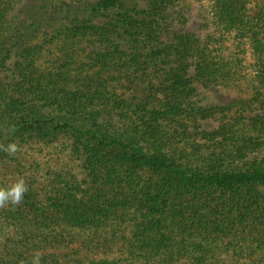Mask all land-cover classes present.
<instances>
[{"label":"trees","instance_id":"obj_1","mask_svg":"<svg viewBox=\"0 0 264 264\" xmlns=\"http://www.w3.org/2000/svg\"><path fill=\"white\" fill-rule=\"evenodd\" d=\"M61 135L85 180L2 208L0 264H264V0H0V144Z\"/></svg>","mask_w":264,"mask_h":264},{"label":"rangeland","instance_id":"obj_2","mask_svg":"<svg viewBox=\"0 0 264 264\" xmlns=\"http://www.w3.org/2000/svg\"><path fill=\"white\" fill-rule=\"evenodd\" d=\"M247 70L246 79L221 87L220 94L236 103L249 102L255 95L254 90L258 83L256 72L249 70L248 66ZM72 146L73 139L68 135L58 136L54 142L20 145V150L15 155H9L6 161L0 164V187H10L23 178L29 187L25 194H30L33 198L31 203L49 206L54 196L49 188L51 184L56 185L61 180L60 177L77 182L85 180L83 162L73 154ZM23 201L24 199L14 210L12 205L4 208L13 211L17 209L33 217V209L23 206Z\"/></svg>","mask_w":264,"mask_h":264},{"label":"clouds","instance_id":"obj_3","mask_svg":"<svg viewBox=\"0 0 264 264\" xmlns=\"http://www.w3.org/2000/svg\"><path fill=\"white\" fill-rule=\"evenodd\" d=\"M0 150L9 155H15L20 149L17 143L12 142L7 145L0 144ZM27 191H29V187L23 178L18 179L10 187H0V208L19 205ZM33 264H40L39 256L33 258Z\"/></svg>","mask_w":264,"mask_h":264}]
</instances>
